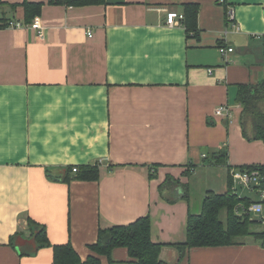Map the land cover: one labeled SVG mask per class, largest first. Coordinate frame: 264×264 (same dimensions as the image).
<instances>
[{"label": "crops", "instance_id": "0c3cea01", "mask_svg": "<svg viewBox=\"0 0 264 264\" xmlns=\"http://www.w3.org/2000/svg\"><path fill=\"white\" fill-rule=\"evenodd\" d=\"M2 1L10 24L0 28V264H54L52 246L32 252L29 219L85 260L101 228L147 214L166 264H264V241L253 236L184 256L176 247L189 213L218 192L204 184L191 195L201 168L223 167L225 192L233 169L264 164V141L244 136L237 101L240 84L264 78V0ZM25 1L42 3L30 22ZM187 3L199 6L198 36L183 22ZM169 10L182 14L179 25H167ZM37 16L42 36L30 26ZM221 45L234 51L223 55ZM219 106L230 114L217 116ZM86 164H98V179L54 178ZM101 259L131 256L117 247Z\"/></svg>", "mask_w": 264, "mask_h": 264}, {"label": "trees", "instance_id": "16d2710c", "mask_svg": "<svg viewBox=\"0 0 264 264\" xmlns=\"http://www.w3.org/2000/svg\"><path fill=\"white\" fill-rule=\"evenodd\" d=\"M53 3L68 5H85L105 2V0H51ZM5 3L0 0V7ZM15 6V5H11ZM26 20L41 12L42 3L24 2ZM199 6L196 3L184 5L183 22L187 26L189 35L198 36ZM10 21L0 16V28L6 27ZM264 56V52H263ZM237 101L242 106L240 124L243 134L248 140L264 141V78L255 82L244 83L238 86ZM214 155V153H213ZM218 160L226 162L228 153L225 149L216 152ZM264 168V164H252L241 166L238 169ZM50 173V172H49ZM74 178L82 180H96L99 178L100 170L98 164H86L78 166L74 172L69 167L63 176H54L56 179L70 181ZM171 181L169 177L163 187ZM175 185H180L176 182ZM185 197H189L188 192ZM251 199L241 196L234 188L233 178L229 173L228 189L223 193L209 190L203 200L202 211L198 214L189 213L185 239L177 243L180 255L184 256L188 249L194 247L236 245L243 243L245 238L253 236L264 241V230H254V224H263L262 219L253 218L251 213L239 212L238 205H248ZM222 211L226 212V218H221ZM29 227L33 231V241L37 244L32 251L43 246H52L54 249V264H102L101 256H111L117 247H126L131 256L128 264H166L160 259L162 243L152 239V220L149 214L137 218L135 221L101 228L98 233L97 242L90 245L94 254L82 260L71 243L52 244L48 238L47 229L32 219H29ZM21 254L31 251L20 249ZM28 252V253H27Z\"/></svg>", "mask_w": 264, "mask_h": 264}, {"label": "built area", "instance_id": "2783aa9c", "mask_svg": "<svg viewBox=\"0 0 264 264\" xmlns=\"http://www.w3.org/2000/svg\"><path fill=\"white\" fill-rule=\"evenodd\" d=\"M224 2V0H221ZM229 18L234 20L233 11L229 12ZM167 25L170 27L179 25L182 21V14L175 10L167 11L166 16ZM13 24V23H12ZM17 26H20V23H16ZM30 26L37 31L39 36L43 35V24L39 16L35 17L30 23ZM92 33L89 34L91 36ZM219 51L221 54L226 55L227 53L233 52V46H219ZM217 116L228 115L230 114V109L227 106H219L215 110ZM73 171L77 172L78 167L74 166ZM231 176L233 181L236 184H240L246 188H249L251 191H254L258 194L259 198L257 200H251L248 205L240 203L238 205V211L246 213H257L260 215L262 222L264 224V168H247V169H233L231 171Z\"/></svg>", "mask_w": 264, "mask_h": 264}, {"label": "rangeland", "instance_id": "374dc122", "mask_svg": "<svg viewBox=\"0 0 264 264\" xmlns=\"http://www.w3.org/2000/svg\"><path fill=\"white\" fill-rule=\"evenodd\" d=\"M201 175L197 177H192L191 181V195L194 197L195 200H197L200 195H201V189L204 187V184H207L209 186H212L211 188H215L216 191L218 192H224L225 186L223 187V182L221 183L220 176L224 175L225 177V171L223 167L220 166H214L212 168L208 169H200ZM236 189L237 192L241 196H249L253 198L254 200H257L258 194L254 191H251L249 188H246L240 184H236ZM253 218H259L260 215L257 213H252ZM221 218L225 219L226 218V212L222 211L221 213ZM254 230H264V224H254L253 225Z\"/></svg>", "mask_w": 264, "mask_h": 264}]
</instances>
